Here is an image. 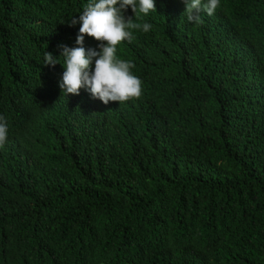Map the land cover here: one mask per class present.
<instances>
[{
	"label": "trees",
	"instance_id": "1",
	"mask_svg": "<svg viewBox=\"0 0 264 264\" xmlns=\"http://www.w3.org/2000/svg\"><path fill=\"white\" fill-rule=\"evenodd\" d=\"M57 1L0 0V264H264V0L129 8L142 94L107 105L61 93Z\"/></svg>",
	"mask_w": 264,
	"mask_h": 264
},
{
	"label": "clouds",
	"instance_id": "2",
	"mask_svg": "<svg viewBox=\"0 0 264 264\" xmlns=\"http://www.w3.org/2000/svg\"><path fill=\"white\" fill-rule=\"evenodd\" d=\"M63 0L54 2L57 10L49 11L59 14V5ZM71 8L76 7L79 0H65ZM188 22L202 23L199 15L203 9L207 15L212 16L220 6V0H183ZM82 9L69 17L61 26L52 23L54 30L76 40L77 47L69 48L60 45L61 55L64 58L63 74L59 82L62 94L79 95L81 89H87L93 99H99L107 105L111 102H126L139 98L142 94V81L132 73L135 65L131 61L118 59L117 45L122 41L132 42L134 39L132 29L142 27L144 32L151 30L152 25L144 23L142 26L126 17L129 8L136 15H148L156 11L155 0H84ZM90 37L98 41L96 49H85L84 40ZM70 41V42H71ZM44 66L60 64L58 58L52 53L44 54ZM94 62V69H93ZM0 61V69H1ZM8 125L3 116H0V148L7 142Z\"/></svg>",
	"mask_w": 264,
	"mask_h": 264
}]
</instances>
